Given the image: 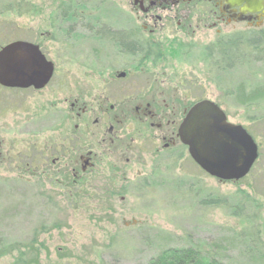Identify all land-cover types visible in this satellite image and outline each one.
Listing matches in <instances>:
<instances>
[{"label": "flooded vegetation", "instance_id": "obj_1", "mask_svg": "<svg viewBox=\"0 0 264 264\" xmlns=\"http://www.w3.org/2000/svg\"><path fill=\"white\" fill-rule=\"evenodd\" d=\"M57 1L44 17L45 27L19 29L24 38L17 32L0 42V50L28 42L53 65L42 88L0 84V118L16 115L9 122L24 126L23 133L12 135L10 150L0 142V154H14L25 172L39 174L48 189L73 188L80 195L87 175L110 167L113 175L101 193L111 201L119 173H125V182L131 167L141 175L145 166L180 146L188 152L179 127L189 110L208 98L189 102L188 90L179 86L186 79L182 63L205 62L206 73L217 77L237 67L240 46L251 56L264 48V0ZM94 3L107 7L108 22L89 8ZM36 9L27 5L28 11L18 15H35ZM230 51L231 58L226 57ZM72 63L91 69L83 80L88 91L81 90ZM38 121L42 126L33 132Z\"/></svg>", "mask_w": 264, "mask_h": 264}, {"label": "rangeland", "instance_id": "obj_2", "mask_svg": "<svg viewBox=\"0 0 264 264\" xmlns=\"http://www.w3.org/2000/svg\"><path fill=\"white\" fill-rule=\"evenodd\" d=\"M57 3L0 0V42L17 32L24 38L19 29L45 27L44 17ZM27 5L38 13L19 16ZM92 5L108 22L107 7ZM242 47L237 67L217 77L206 73L205 62L182 63L186 79L179 86L188 90L189 102L205 97L219 103L229 121L243 125L259 144V160L245 182L208 175L180 146L141 175L131 167L123 182L125 173H119L108 201L101 192L113 175L110 167L85 177L87 185L78 192L84 196L73 188L48 189L14 154H0V264H158L166 253L195 256L193 264L212 256L225 264H264V48L251 56ZM53 53L64 59L62 52ZM69 57L76 59L74 53ZM71 67L88 91L83 80L91 69ZM9 117L0 118V142L8 150L12 135L24 131ZM66 118L65 110L64 124ZM41 126L38 121L32 131Z\"/></svg>", "mask_w": 264, "mask_h": 264}, {"label": "water", "instance_id": "obj_3", "mask_svg": "<svg viewBox=\"0 0 264 264\" xmlns=\"http://www.w3.org/2000/svg\"><path fill=\"white\" fill-rule=\"evenodd\" d=\"M53 72L37 46L17 41L0 50V84L6 87H44ZM181 142L193 161L220 181H239L259 158V145L240 124L228 120L213 101L201 100L179 127Z\"/></svg>", "mask_w": 264, "mask_h": 264}, {"label": "trees", "instance_id": "obj_4", "mask_svg": "<svg viewBox=\"0 0 264 264\" xmlns=\"http://www.w3.org/2000/svg\"><path fill=\"white\" fill-rule=\"evenodd\" d=\"M241 48H243V47L242 46L239 47L240 54H242ZM231 53L232 52L230 51L228 53L229 55H226V57L229 56V58H231L230 57ZM248 176L244 179H241L238 183L245 182L248 179ZM240 210L242 211L241 208H240ZM212 257H209L208 260L206 258H203L202 260L198 259V261L200 264H225L224 262L221 263L220 261H218V258H216V257L212 258ZM195 260H196L195 256L191 257V256L184 255V254L171 255V253H166L162 256L161 259H159L158 264H165L163 261H165L167 264H193L195 262Z\"/></svg>", "mask_w": 264, "mask_h": 264}]
</instances>
